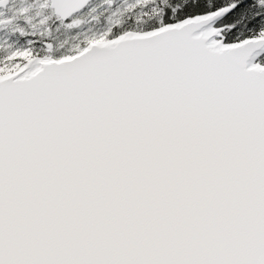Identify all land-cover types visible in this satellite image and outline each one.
I'll use <instances>...</instances> for the list:
<instances>
[{
    "label": "snow or ice",
    "instance_id": "6c2138e0",
    "mask_svg": "<svg viewBox=\"0 0 264 264\" xmlns=\"http://www.w3.org/2000/svg\"><path fill=\"white\" fill-rule=\"evenodd\" d=\"M0 264H264V0H0Z\"/></svg>",
    "mask_w": 264,
    "mask_h": 264
}]
</instances>
